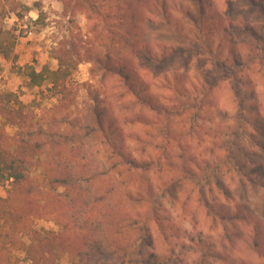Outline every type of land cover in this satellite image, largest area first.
I'll return each mask as SVG.
<instances>
[{"label":"rangeland","instance_id":"374dc122","mask_svg":"<svg viewBox=\"0 0 264 264\" xmlns=\"http://www.w3.org/2000/svg\"><path fill=\"white\" fill-rule=\"evenodd\" d=\"M0 27L15 37L0 95L25 105L0 111V133L32 146L35 186L19 224L0 203V264H264V0H0ZM70 148L82 191L56 215L49 195L67 192L49 175ZM83 227L93 240L66 232Z\"/></svg>","mask_w":264,"mask_h":264},{"label":"trees","instance_id":"16d2710c","mask_svg":"<svg viewBox=\"0 0 264 264\" xmlns=\"http://www.w3.org/2000/svg\"><path fill=\"white\" fill-rule=\"evenodd\" d=\"M181 13L184 11H180ZM6 39H3V38ZM8 38H11V41H15V37L10 35L8 31H3L0 27V55H2L4 58H6L12 51V47L10 44H6L3 41L8 40ZM2 39V40H1ZM55 59L58 61V69L51 73V75L54 77V82L57 85L58 80L67 78V76L70 75V72L76 67V63L73 59V51H66L64 53H57L55 55ZM29 78L32 83L35 84L37 78H41L42 74L36 73L35 70L31 69L29 72ZM54 84V88H55ZM51 90V89H50ZM64 91H66L65 84H62L60 87L59 92L63 95ZM4 102V105H0V111L1 112H14V111H22L25 109V105L21 103L18 100V97L15 93H4L0 95V102ZM4 112V113H6ZM7 114V113H6ZM25 116L24 121H30L32 122L31 117L29 115L23 113ZM28 118V119H27ZM30 127V126H29ZM89 128V129H88ZM85 129H87L89 132L94 133L97 131H102L101 124L97 121L92 126H85ZM27 134L30 136L31 132L27 131ZM3 137V138H2ZM12 141L16 143L18 146L16 150L11 151L10 145H12ZM106 144H109L106 142ZM32 149V146L27 144V142L22 141L21 139H16L15 141L9 137L8 135H4V133H0V182L11 180L12 185V194H10L6 199H0V203L7 204V208L9 209L10 217L12 216L13 221H15L17 224L20 223L21 217L18 216V207L16 205H19L22 203L23 199L28 198L33 193V190H35L34 181L30 177V168L32 164L29 162V151ZM73 152V149L70 148L69 154L64 158L66 165L65 169L61 168L55 173H50L49 175V182L50 186L53 187L52 191L55 190L56 186L62 185L66 188V195L64 196L63 200H58V195L56 194H50L49 199L52 201L54 206V213L57 215L58 210L60 209V206H68L75 203L74 198L78 197V191L80 190L79 183L81 180V176L83 175V166L80 165V161H78L75 155L71 154ZM120 156V165H124L126 167H132L136 168L137 163L133 161L130 157H127L125 155H119ZM113 157H109L107 160L112 167L114 165H118L119 163L112 162ZM115 165V166H116ZM98 169V168H97ZM104 171L96 172L93 175V178L99 180L103 175ZM101 181V180H100ZM99 181V182H100ZM102 195L99 197L97 196L96 201H101ZM56 200V201H55ZM56 203V204H55ZM16 204V205H15ZM17 214V218H15V215ZM89 220H85L84 225L86 224L88 226ZM137 221H133V224L135 225ZM138 224V223H137ZM139 227V226H138ZM88 229V227H83L79 230L71 231L69 228H66V232H68V236L74 238V239H81L84 241V239L87 237L88 240H93L94 237L91 235H86V231H83ZM140 230V227L138 228ZM14 236V240H12L13 244L19 243V239L16 235ZM9 237H11V233H5L4 239L8 240ZM60 239L59 234L51 233L47 235L44 239L38 238L39 241H37L36 244H30L27 248L30 250V253L33 256H37L38 251H41L42 249H45L48 244L54 240ZM11 240V239H10ZM9 242V241H8ZM11 242V241H10ZM20 246H24L22 243H19ZM95 250L98 251V247L94 245ZM44 256V255H43ZM46 260V259H45ZM1 263V259H0Z\"/></svg>","mask_w":264,"mask_h":264},{"label":"built area","instance_id":"2783aa9c","mask_svg":"<svg viewBox=\"0 0 264 264\" xmlns=\"http://www.w3.org/2000/svg\"><path fill=\"white\" fill-rule=\"evenodd\" d=\"M24 28L27 29V25L26 24L24 25ZM29 34H30V31H29Z\"/></svg>","mask_w":264,"mask_h":264}]
</instances>
